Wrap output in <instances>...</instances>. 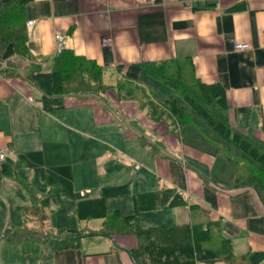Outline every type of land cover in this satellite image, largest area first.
I'll return each instance as SVG.
<instances>
[{"label":"crops","instance_id":"obj_1","mask_svg":"<svg viewBox=\"0 0 264 264\" xmlns=\"http://www.w3.org/2000/svg\"><path fill=\"white\" fill-rule=\"evenodd\" d=\"M25 18L26 22L33 21L29 27L26 25L27 47L42 67L50 66L58 53L55 34L61 33L62 51L93 59L105 69V75H112L109 78L114 84L105 79L111 86L118 78L138 82L150 91L151 100L159 106L174 91L148 77L139 64L190 57L201 81L223 86L231 124L248 135L264 138V0H27ZM234 42H246L250 47L234 51ZM9 56L10 49L0 60V147L9 148L5 161L10 163V169L21 160L24 169L33 171L37 162L44 168L46 147L54 138L59 139L72 129L87 134L85 129H75L64 113L85 108L91 111L95 126L117 124L126 140L140 141L141 137L155 145L156 155L151 150L157 177L181 192L188 203L202 206L217 221L237 254L264 250V190L231 186L236 165L221 159L204 143L201 146L206 152L184 143L190 134L185 125L177 133L168 132L165 121L152 119L146 108L141 109L140 101L119 100L112 89L101 100L88 95L76 96L89 97L86 100L71 97L66 108L45 112L34 101L33 87L19 78L2 75ZM58 112L60 115H56ZM53 125H57V134ZM32 173L26 186L33 192ZM163 210L170 211L169 217L178 216V223L189 221L187 205L130 214L135 217ZM146 216L154 223L161 217ZM89 222L69 229H97L101 225L98 222L99 227L89 226ZM23 238L34 242L30 256L23 252L26 264H135L130 250L137 240L132 234L90 235L81 240L78 248L60 250H54L49 243ZM1 257L0 254V260ZM199 264L225 263L208 260Z\"/></svg>","mask_w":264,"mask_h":264},{"label":"trees","instance_id":"obj_2","mask_svg":"<svg viewBox=\"0 0 264 264\" xmlns=\"http://www.w3.org/2000/svg\"><path fill=\"white\" fill-rule=\"evenodd\" d=\"M26 1L7 3L0 0V60L6 50H11L8 63L1 73L7 78H19L37 89L41 110L56 112L66 108L71 97L89 99L76 98L86 94L95 93L99 96H93L101 100L104 93L112 89L119 100L140 101V107L147 109V115L165 121L166 130L177 133L187 123L196 126L186 106L179 104V100H182L196 117L219 136L213 141L218 145L220 154L235 163L231 186H251L259 192L264 190V138L248 135L231 124L223 86L219 82L201 81L190 57L143 61L139 64L148 77L173 89L174 94L162 101L161 106L155 104L150 91L136 81L118 78L114 86L109 85L104 79L101 65L71 51L60 52L51 59L50 69L44 70L27 47ZM19 61H25L26 65L21 66ZM199 132L202 134L201 130ZM140 141L143 145L149 144L156 155L155 145L141 137ZM227 143L235 145L241 152H235ZM0 168L3 173L10 170V163L3 161ZM28 192L30 203L22 207L23 225L16 230L7 229L10 239L30 237L49 243L54 250H60L76 249L81 240L90 235L110 237L132 234L137 240L136 246L130 250L135 264H199L208 260H219L225 264H259L264 261V250L237 254L230 240L221 233L217 221L212 220L198 203H188L174 187L133 193V212L187 205V223L141 227L135 224L134 214L108 209L105 197L98 196L78 200L74 210L78 220L100 219L101 225L97 231L67 229L59 234L54 232L50 224V209L29 188Z\"/></svg>","mask_w":264,"mask_h":264},{"label":"rangeland","instance_id":"obj_3","mask_svg":"<svg viewBox=\"0 0 264 264\" xmlns=\"http://www.w3.org/2000/svg\"><path fill=\"white\" fill-rule=\"evenodd\" d=\"M5 62L7 65L8 60ZM19 64L26 65L25 61H19ZM43 69L49 70L50 66H44ZM103 76L109 84H114V81L109 78L112 75L110 73L105 75V69ZM31 90L36 105H40L38 90L35 88ZM106 93L104 95H107ZM86 95L99 96L95 93ZM180 102L185 104L183 101ZM64 111L68 115L66 118L70 124H74L75 129H85L87 134L72 129L64 132L59 139L54 138L46 147L47 165L44 168L37 162L33 171H30V168L24 169V164L21 163L23 160L18 162L17 167L14 166V169L4 173L0 168V230L4 229L5 235L8 234L6 232L8 227L16 230L23 225L22 207L30 201L26 182L32 172L35 178L32 179L30 186L50 209V224L57 234L69 228L83 227L87 223L74 216L75 204L78 200L105 196L108 209L118 208L121 213L130 214L133 213L130 202L131 193L158 191L165 184V186L173 187L166 182L163 183L161 178L157 177L159 172L154 170L152 165L154 157L149 146L141 144L139 140H126L117 124L95 126L91 111L88 109ZM56 115H60L59 112ZM191 116L193 117V114ZM194 117L197 122L195 124L202 134L192 123H187L185 127L190 134L187 133L183 142L206 152L201 146L204 143L212 147L217 155H221L219 157L225 160L226 158L219 152L218 145L213 141V138H218V135L202 119ZM52 129L57 134V125H53ZM92 136L99 138L94 140ZM229 147L235 152H240V149L231 143ZM37 160L42 161V158ZM1 162L3 161H0V164ZM138 164L142 166L138 168ZM166 170L170 171L168 166ZM169 213L170 211L163 210L153 214H137L134 222L141 227L178 224V216L169 217ZM146 215L161 217L158 223H154L155 221H149ZM98 222L101 220L92 219L88 224L99 227ZM82 230L95 232L98 228L86 227ZM32 241L25 238L14 240L1 237L0 254L3 258L1 257L0 264L25 263L26 254L23 252H27L29 256L30 252H34L31 249V247L34 248Z\"/></svg>","mask_w":264,"mask_h":264},{"label":"built area","instance_id":"obj_4","mask_svg":"<svg viewBox=\"0 0 264 264\" xmlns=\"http://www.w3.org/2000/svg\"><path fill=\"white\" fill-rule=\"evenodd\" d=\"M33 24L32 20H29L26 22V25L29 27L30 25ZM55 39L57 41V51L60 52L62 51V35L61 33H56L55 34ZM250 47L249 43L246 42H234L233 43V50L234 51H241V50H245L248 49ZM9 150L8 147H0V161H5L6 160V155H7V151ZM4 230H0V238L4 236Z\"/></svg>","mask_w":264,"mask_h":264}]
</instances>
